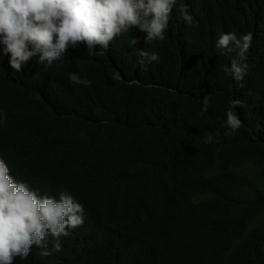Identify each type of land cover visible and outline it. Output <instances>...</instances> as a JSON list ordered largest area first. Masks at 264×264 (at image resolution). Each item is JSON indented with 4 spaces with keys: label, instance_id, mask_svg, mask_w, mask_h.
<instances>
[{
    "label": "trees",
    "instance_id": "1",
    "mask_svg": "<svg viewBox=\"0 0 264 264\" xmlns=\"http://www.w3.org/2000/svg\"><path fill=\"white\" fill-rule=\"evenodd\" d=\"M177 1L198 23L171 24L150 43L145 33L134 46L129 34L114 55L68 57L98 86L84 124L46 125L39 141L33 133L64 112L65 67L12 74L0 156L41 194L68 191L84 205V223L60 251L41 256L33 245L14 264H264V0ZM228 31L253 34L239 82L224 71L233 54L214 46ZM140 48L159 60L141 67ZM9 70L0 59V72ZM235 98L241 126L226 135ZM85 158L91 188L79 177Z\"/></svg>",
    "mask_w": 264,
    "mask_h": 264
},
{
    "label": "clouds",
    "instance_id": "2",
    "mask_svg": "<svg viewBox=\"0 0 264 264\" xmlns=\"http://www.w3.org/2000/svg\"><path fill=\"white\" fill-rule=\"evenodd\" d=\"M177 0H0V59L5 58L10 68L0 72V101L10 102L16 97L9 89L13 75L32 67L40 72L54 73L65 67L67 85L63 96L64 112L55 113L42 123L33 134L40 141L46 125H81L90 120L86 102L93 99L98 86L81 78L69 64L68 57L77 55L94 60L97 56L114 55L121 39L130 38L134 46L146 33L145 43L163 40L165 30L185 22L198 23L188 5L178 7ZM240 12V8L237 10ZM253 34L237 36L235 32H221L215 47L232 53L230 63L224 68L239 82L248 71V51ZM141 67L159 60L158 51L138 49ZM69 64V65H66ZM13 74V75H12ZM211 94L202 99L201 112H206ZM77 98L78 100H75ZM243 101L232 99L226 109V135L241 126L236 106ZM56 110L60 104L55 105ZM213 135L206 134L205 143H211ZM89 158L79 162L82 184L91 188L94 170L88 166ZM84 223V205L70 192L61 191L58 196L41 194L27 181L12 174L9 163L0 156V264H14L16 257L28 258L32 246H37L41 256H50L62 249V237ZM51 240V248H49Z\"/></svg>",
    "mask_w": 264,
    "mask_h": 264
}]
</instances>
